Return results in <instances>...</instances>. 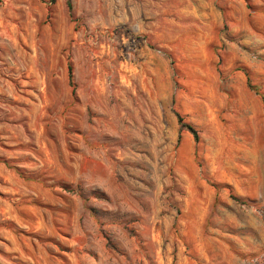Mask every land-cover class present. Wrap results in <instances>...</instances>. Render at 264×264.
I'll return each mask as SVG.
<instances>
[{
	"label": "rangeland",
	"instance_id": "1",
	"mask_svg": "<svg viewBox=\"0 0 264 264\" xmlns=\"http://www.w3.org/2000/svg\"><path fill=\"white\" fill-rule=\"evenodd\" d=\"M0 264H264V0H0Z\"/></svg>",
	"mask_w": 264,
	"mask_h": 264
},
{
	"label": "trees",
	"instance_id": "2",
	"mask_svg": "<svg viewBox=\"0 0 264 264\" xmlns=\"http://www.w3.org/2000/svg\"><path fill=\"white\" fill-rule=\"evenodd\" d=\"M68 7L70 8L69 3H68ZM68 71H69V77L71 78V68L70 67H69ZM245 75H246V85H247L248 89L256 92L257 89H256V87H254L252 85L248 74L245 73ZM175 116H176L177 123L180 127V132L181 131H187L192 136L194 142L197 144L199 141L198 132L191 125L185 123L183 117H181L178 113H175Z\"/></svg>",
	"mask_w": 264,
	"mask_h": 264
}]
</instances>
